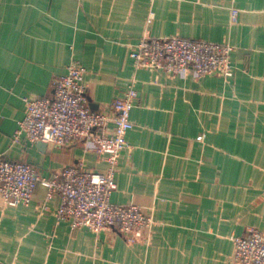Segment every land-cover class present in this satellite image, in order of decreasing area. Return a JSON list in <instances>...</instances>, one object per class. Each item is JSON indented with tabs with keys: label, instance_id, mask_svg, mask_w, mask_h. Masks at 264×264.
<instances>
[{
	"label": "crops",
	"instance_id": "crops-1",
	"mask_svg": "<svg viewBox=\"0 0 264 264\" xmlns=\"http://www.w3.org/2000/svg\"><path fill=\"white\" fill-rule=\"evenodd\" d=\"M145 35L230 44L234 74L136 68ZM72 62L107 133L113 102L138 92L111 200L152 213L149 241L58 222L59 196L38 185L27 205L0 197V264H236L232 237L264 232V0H0V154L44 176L108 166L83 142H13L25 100L53 97Z\"/></svg>",
	"mask_w": 264,
	"mask_h": 264
},
{
	"label": "built area",
	"instance_id": "built-area-1",
	"mask_svg": "<svg viewBox=\"0 0 264 264\" xmlns=\"http://www.w3.org/2000/svg\"><path fill=\"white\" fill-rule=\"evenodd\" d=\"M238 11H233L235 18ZM152 21L150 17L149 22ZM234 47L227 43L188 39L180 36L145 35L132 48L136 68L162 69L168 74L193 73L203 77L233 76L231 59ZM87 70L72 62L65 74L53 80L54 95L26 99V115L13 136L66 147L83 142L87 149L106 155L105 171H90L82 165L67 166L61 172L44 176L32 163L11 160L0 154V197L10 205L32 202L38 185L47 189L49 200L59 196L55 209L58 222L68 221L72 229L87 227L95 233L115 228L128 242L149 241L154 218L137 204H116L111 200L117 189L116 171L121 152L128 147L127 133L133 128L131 111L136 105L137 90L130 86L115 100V129L107 133L111 120L105 112L94 111L89 104ZM236 264H264V232L249 227L234 236Z\"/></svg>",
	"mask_w": 264,
	"mask_h": 264
},
{
	"label": "water",
	"instance_id": "water-1",
	"mask_svg": "<svg viewBox=\"0 0 264 264\" xmlns=\"http://www.w3.org/2000/svg\"><path fill=\"white\" fill-rule=\"evenodd\" d=\"M48 144L47 143H44V142H39L38 143V146H40V147H45V146H47Z\"/></svg>",
	"mask_w": 264,
	"mask_h": 264
}]
</instances>
